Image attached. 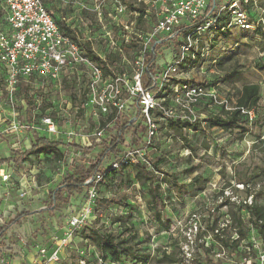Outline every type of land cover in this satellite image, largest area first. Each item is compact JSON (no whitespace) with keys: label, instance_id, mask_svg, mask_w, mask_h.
<instances>
[{"label":"built area","instance_id":"2783aa9c","mask_svg":"<svg viewBox=\"0 0 264 264\" xmlns=\"http://www.w3.org/2000/svg\"><path fill=\"white\" fill-rule=\"evenodd\" d=\"M248 1L216 0L208 11L212 0H0V139L11 155L23 158L18 168L10 163L0 168V184L6 187V198L14 194L13 206L47 200L57 179L96 163L102 146L109 147L119 128L145 130L133 137L134 143L126 134L115 156L105 158L84 180L83 193L70 198L76 206L68 202L61 208L65 222L56 247H37L38 259L30 264L59 263L61 252L94 219L97 186L106 172L139 165L152 171L150 156L170 121L193 123L190 118L201 99L231 110L213 90L188 79L194 68L186 62L198 55L205 59L218 30H264V10L252 20L242 5ZM50 6L66 9L60 20L75 40L57 25ZM222 15L228 17L224 27L218 23ZM70 79L79 100L75 104L64 89V80ZM27 80L32 81L28 97L34 103L28 118L27 106L18 104L19 83ZM44 101L51 107L37 117ZM55 109L56 116L47 114ZM241 113L250 116L249 111ZM40 137L62 141L58 173L46 184L38 183L36 163L25 160ZM52 200L38 210L54 209ZM108 216H117V209ZM1 251L0 264H11Z\"/></svg>","mask_w":264,"mask_h":264},{"label":"rangeland","instance_id":"374dc122","mask_svg":"<svg viewBox=\"0 0 264 264\" xmlns=\"http://www.w3.org/2000/svg\"><path fill=\"white\" fill-rule=\"evenodd\" d=\"M252 4L251 13L258 17L260 9L264 8V0H254ZM263 42L264 39L253 32L227 30L218 34L209 45L206 58L199 62L203 72L199 73V69L188 71L189 80L205 84L207 89L215 92L217 100L229 108L243 85L260 86L259 106L254 112L250 111L247 134L241 136L237 130L208 129L202 122L195 130L182 129L179 132L173 127L162 132L158 147L161 152L150 156L152 161L158 162L159 171L164 173L162 176L153 175V185L158 187L162 206L152 201L151 186L138 180L137 170L132 168L122 176L114 177L101 190L108 193L109 198L103 202L99 195L95 216L98 219L103 216L101 220L105 225L111 223V227L104 230H110L139 255L148 256L146 264H155L163 251L174 253L178 264H264V243L249 223V214L244 208L251 198L264 205V185L250 182L245 189L232 180V167L243 170L264 163L261 152V141H264V71L256 68L258 63H264ZM231 73L235 75L231 76ZM223 109L224 105L201 99L190 119L204 121ZM9 129L15 130L13 127ZM144 131L140 126H133L126 133L127 139L134 143L133 137ZM181 137L187 142H182ZM9 155L6 141L0 139V161L8 159ZM170 175L175 176L176 181H172ZM196 175L205 181L200 185L191 183ZM3 189H6L4 185L0 192ZM11 194L10 200H13L14 194ZM1 195L0 227L21 209L20 206L12 210V204L4 203L5 195ZM39 205L38 202L27 205L26 212L32 213L29 219L22 218L0 239L1 255L7 257L6 253H10L11 264L32 263L38 259L37 247L55 248L63 233L65 219L59 215L61 210L36 212ZM110 206L117 209V217L121 219L119 225L106 214ZM228 210L243 219V227L230 223ZM156 213L160 214L161 221L169 222L168 231L156 224ZM212 227L215 229L213 233ZM237 230L247 231V238L239 247L236 250L219 248L213 235L227 242L237 238ZM80 261L84 264H140L123 257L118 262L101 261L96 249L91 244H84L78 234L61 252L58 264H80Z\"/></svg>","mask_w":264,"mask_h":264},{"label":"trees","instance_id":"16d2710c","mask_svg":"<svg viewBox=\"0 0 264 264\" xmlns=\"http://www.w3.org/2000/svg\"><path fill=\"white\" fill-rule=\"evenodd\" d=\"M254 1L250 0L246 4L242 2L243 8L249 12L250 18L253 20L256 18L251 13V9L253 7ZM211 10V7L208 11ZM264 10V8L260 9V12ZM49 11L51 14H53L54 19L56 20L57 25L60 27L61 30H65L66 34L70 37H72L75 40V34L74 32L69 28L65 27V25L61 22V17L66 16V9L60 8L57 9L55 6H50ZM57 15V17L55 16ZM228 21V17L225 15L220 16L218 19V23L220 27H224ZM76 32H80L81 29L78 26H75ZM231 30V29H227ZM224 31H216L213 35V38L210 40V44L215 40V38L218 36V34H222L226 32ZM240 31V30H239ZM243 32H253L255 35H260L262 40L264 39V30L261 26H257L255 30L253 31H243ZM209 44V45H210ZM83 45L89 49V43H83ZM262 47L264 48V42L262 44ZM199 55L197 58L193 61H187L186 64H189V68L194 69H200L199 62L203 61ZM256 68L260 71H264V63H258L256 65ZM235 73H231V76H234ZM70 78V77H69ZM63 79H65L63 77ZM71 80V81H70ZM64 80V89L66 92V96L68 97L69 101L72 104H75L78 102L77 92L74 85V80L70 79ZM32 81H22L19 83V94H20V101H18L19 105L27 106L26 117H29V110L31 106L34 104L33 101L28 97V91L29 87L31 85ZM205 88L206 85L202 84ZM260 101V86L258 84H245L241 87L240 90L236 92L235 100L233 103V106L231 107V110L226 111L223 109L221 113L212 115L208 117L204 121H194L193 123H190L188 121H170L167 129L163 131L164 133L168 132L169 129L175 128L179 132L182 129H190L195 130L197 127L200 126L201 122L205 124V126L208 129H219L224 132H231L233 130H237L239 134L245 135L249 132V115L248 114H242L241 109L246 111H255L259 106ZM210 102V101H209ZM82 103V102H81ZM43 107L39 111V114L36 115L37 117H40L44 115L45 110L50 108L51 105L47 103L46 101L43 102ZM200 103L196 104L199 105ZM56 110V109H55ZM58 111H48L47 114L50 116H56V113ZM81 115V111H79L76 115V117ZM129 128H125L124 126L119 128L118 135L115 140L109 145V147H104L98 154V160L96 163L89 165V166H78L75 167V169L72 171L71 175H67L63 179H57V181L54 183V187L51 189L50 194L43 200V203H49L50 199L53 198L51 201V205L55 204L54 209L51 211H60L59 215L63 216L64 211L61 209L65 205L71 203L72 206H76V200H71L70 198L74 194H82L83 193V182L86 178L91 176L94 172H96L99 167L101 166L102 161L109 157V156H115L116 154V148L118 146H123L125 144V135ZM182 142H187V140L184 137H181ZM261 146L263 147V150L261 151L264 156V141H261ZM160 143L155 146V153L161 152L159 150ZM31 158V161H34L36 163L37 167V180L39 184H46L49 182H52L53 179L56 177V174L58 173L59 167L58 163L63 158V150H62V141L61 139H58L56 141H50L47 139H44L43 137L37 138L35 140V143L33 146H31L30 151L26 154L25 160L28 158ZM42 157V158H40ZM20 161H23L22 157H17L15 155H11L6 160L0 161V164L3 163H10L16 168L20 166ZM151 166L152 171L148 170L145 166L139 165L136 167H131L132 169L137 170V179L141 180L143 182H147L151 188L149 190V194L151 196L152 201H157L162 206V203L158 199L157 190L158 187H154L153 185V175H155V172L158 173L157 175H164L163 172L159 171L158 169V162H154L151 160ZM128 167H122V169L118 172L116 171H108L103 175L102 181L97 186V195L98 200L96 202V205L94 207V211L96 213L98 209V203H99V195H101V201L105 202L108 200V193L101 191L104 189L105 186L111 180H113L114 177L122 176L128 169H131ZM233 175L232 180L239 185H242L243 188H247L248 184L252 182L254 185L261 186L264 185V163L261 166H256L254 168H244L243 170H238V167H232ZM169 178L172 181H176L175 176L170 175ZM205 180L202 179V177L196 175L191 179V183L200 185ZM177 187L178 185L175 184ZM182 187V186H181ZM179 188V187H178ZM184 188H187V185H184ZM100 191L102 192L101 194ZM250 205H246L244 208L247 210L249 214V223L252 225V227L255 229L259 239L264 243V205L257 202V200L251 198L250 199ZM25 203H22V205L18 206L21 209L19 210V214H15L16 217L14 220H10L7 224L0 227V239L5 234L6 231H8L12 226L17 225L22 218L28 217L32 213L25 211ZM63 206V207H62ZM116 209L114 206H110L106 210V214H108L109 211ZM14 210H16V206H14ZM18 210V209H17ZM229 217L230 223H234L236 226H239L240 228L243 227V219L238 214H233L231 210H228L227 213ZM108 216V215H107ZM102 217L97 218V216L94 217L93 220L82 230H80L74 237V239L77 237V235H80L81 241L84 242V244H91L96 251L99 253L101 261H106L107 259H110L112 262H118L121 257L124 259H127L129 261L140 263V264H146L149 260L148 256L139 255L137 251H135L131 246L126 245L125 241L119 240L115 237V235L110 230H104L103 228L111 227L107 223L105 225V222L101 220ZM107 218V217H106ZM114 224H120L121 219L117 216L111 217ZM154 220L156 224L162 228H164L165 231L169 230V222L168 221H161L160 214L156 213L154 215ZM215 229L212 227L211 231L213 233ZM247 231H239L237 230V238L236 239H228L227 242H222L219 240L218 236L213 235L215 242L219 246V248H232L233 250H236L240 242L245 240L247 238ZM73 239V240H74ZM155 264H178V260L175 258L174 253H167L166 251H163L160 253V258L158 260H155Z\"/></svg>","mask_w":264,"mask_h":264},{"label":"crops","instance_id":"0c3cea01","mask_svg":"<svg viewBox=\"0 0 264 264\" xmlns=\"http://www.w3.org/2000/svg\"><path fill=\"white\" fill-rule=\"evenodd\" d=\"M6 144H7V143H6ZM7 147H8V146H7ZM9 157H10V155H9ZM9 157H8V158H9ZM4 164H6V163L1 164V165H0V168L3 167ZM1 186H3V185L0 184V187H1ZM4 192H5V189H3V190L0 192V196H2L1 194H4ZM4 195H5V194H4ZM2 199H3V196H2ZM2 199L0 198V200H2ZM7 199H8V197H7V198L4 197V201H5L4 203H6V204H7V203H11L12 206H13V203L10 202V198H9L8 200H7ZM44 199H45V198H44ZM6 200H7V201H6ZM35 202H36V203H37V202L40 203V205L38 206V207H39L38 209H40V208H42V207H45V205L47 204V203H45V201H44V203H43V201H40V200H36V201H35V200H33V201H32V200H31V201H26V202H25V204H26V205H25V211L28 210V206H27V205L32 206ZM13 207H14V206H13ZM13 207H11L12 210H14ZM47 210H48V209H47ZM39 211H40V210H38V212H39ZM42 211H45V210H42ZM33 212H34V211H33ZM36 212H37V211H36ZM24 218H25V219H29L28 217H24ZM13 220H14V219H13ZM14 226H15V225H14ZM12 227H13V226H12ZM6 232H7V231H6ZM0 249H2V248L0 247ZM9 254H10V253H6V255L9 256V257L11 258V256H10Z\"/></svg>","mask_w":264,"mask_h":264},{"label":"water","instance_id":"95a60500","mask_svg":"<svg viewBox=\"0 0 264 264\" xmlns=\"http://www.w3.org/2000/svg\"><path fill=\"white\" fill-rule=\"evenodd\" d=\"M215 2H216V0H212V6H211V10H213V9H214V7H215Z\"/></svg>","mask_w":264,"mask_h":264}]
</instances>
